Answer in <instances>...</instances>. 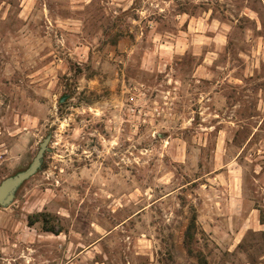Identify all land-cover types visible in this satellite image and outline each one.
Returning a JSON list of instances; mask_svg holds the SVG:
<instances>
[{"label": "rangeland", "instance_id": "374dc122", "mask_svg": "<svg viewBox=\"0 0 264 264\" xmlns=\"http://www.w3.org/2000/svg\"><path fill=\"white\" fill-rule=\"evenodd\" d=\"M193 2L0 0V183L46 141L0 204V264H264L255 22L233 24L227 53L167 57L162 22Z\"/></svg>", "mask_w": 264, "mask_h": 264}, {"label": "crops", "instance_id": "0c3cea01", "mask_svg": "<svg viewBox=\"0 0 264 264\" xmlns=\"http://www.w3.org/2000/svg\"><path fill=\"white\" fill-rule=\"evenodd\" d=\"M162 1L165 2V5L160 8L161 11H170V5L173 0ZM225 1L227 3L226 7L222 10L223 12L219 10L214 12L212 10L211 2L213 0H194L193 6L190 8L178 6L179 8L174 14V18L177 20L172 21V25H176L177 29L175 27L171 28L170 24L162 22L165 31L162 34L163 37H161L160 42L166 56L169 55L172 58L178 53H184L187 49L194 56L199 57L201 55H212L215 57L222 52L227 53L230 50L229 46H231L233 24L239 20H247L254 21L255 25L253 28H241L245 30L242 33L243 37H249V40L253 42L255 53L264 61V25L261 23L264 16V0H258V4L253 0H239L238 6L236 4L237 0ZM30 4L31 2H29ZM146 11L145 9H139L141 13H146ZM218 13H220L221 19L217 26L213 27L211 23L212 17ZM262 27L263 29H261ZM143 35L145 38L150 37L151 31L143 32ZM184 35L189 36L187 38L188 44L184 41ZM243 66L242 70L248 71V65ZM197 68L200 69L203 77L207 75L206 70H209V72L215 71L213 67L205 62L197 63ZM235 69L237 68H227L228 73L226 77L231 74L234 80H239L233 75ZM209 77L211 78L212 76L210 75ZM97 245L94 244V247H98ZM88 251L87 249H81L77 257L80 255L85 257Z\"/></svg>", "mask_w": 264, "mask_h": 264}, {"label": "water", "instance_id": "95a60500", "mask_svg": "<svg viewBox=\"0 0 264 264\" xmlns=\"http://www.w3.org/2000/svg\"><path fill=\"white\" fill-rule=\"evenodd\" d=\"M46 141L41 143V148L33 158L32 162L24 171L15 176L8 177L0 183V204L5 205L9 203L14 196L16 188L28 177H30L40 165V159L45 148Z\"/></svg>", "mask_w": 264, "mask_h": 264}, {"label": "trees", "instance_id": "16d2710c", "mask_svg": "<svg viewBox=\"0 0 264 264\" xmlns=\"http://www.w3.org/2000/svg\"><path fill=\"white\" fill-rule=\"evenodd\" d=\"M115 43V42H113ZM86 88H84V90H82L81 92H79L80 95H84L86 92L85 90ZM89 93H93V92H89ZM30 223L32 224V220L30 221ZM196 228V210L195 208H193V214L191 216V219H190V222L189 224L187 225L186 227V230H185V235H184V242H185V245L188 246L187 242L189 239H191L192 237V229H195ZM45 231H50V232H53L54 234H59L62 230L59 229V230H54V229H48V228H44Z\"/></svg>", "mask_w": 264, "mask_h": 264}]
</instances>
